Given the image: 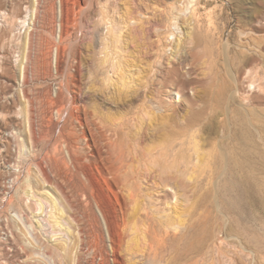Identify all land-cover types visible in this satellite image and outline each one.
Segmentation results:
<instances>
[{"label": "rangeland", "instance_id": "1", "mask_svg": "<svg viewBox=\"0 0 264 264\" xmlns=\"http://www.w3.org/2000/svg\"><path fill=\"white\" fill-rule=\"evenodd\" d=\"M99 127L125 141L141 127V148L178 157L174 180L146 175L119 212L116 250L67 180L66 141L90 154ZM147 194L179 226L156 258ZM156 259L264 264V0H0V264Z\"/></svg>", "mask_w": 264, "mask_h": 264}, {"label": "bare ground", "instance_id": "2", "mask_svg": "<svg viewBox=\"0 0 264 264\" xmlns=\"http://www.w3.org/2000/svg\"><path fill=\"white\" fill-rule=\"evenodd\" d=\"M45 27H47V26H45ZM66 34H67L66 31L63 32L61 30V33H60L61 37L65 36ZM40 35H42V34H40ZM27 45H30V44L27 43ZM57 54H58V57H57L58 67H60L61 70H63L65 67L67 69V66H66L67 64H64L61 57H60L62 52L58 51ZM163 84H165V83H163ZM160 89L162 90V87ZM160 89H159V91H161ZM146 91L148 92V90H146ZM141 98H144V96L140 97V99ZM144 100H146V99L144 98ZM52 103H54V102H52ZM75 106H77V105H75ZM66 108H67V106H66ZM73 108H76V107H72V109ZM72 109H71V111H72ZM154 109L159 110L160 109L159 105L155 104ZM78 110H79V108H78ZM62 113L63 112H60L59 115L61 116ZM51 115H52V113H51ZM68 117H69V115H68ZM173 117H174V113H173ZM74 118L76 119L75 116H74ZM65 119H66V117H65ZM65 119H63V120H65ZM170 119L171 118H169V120ZM77 121H78V119H77ZM91 123H93V122H91ZM96 124H97V122H96ZM149 125L152 126V124H149ZM99 126H101V125H99ZM140 126H141V124H140ZM151 126H150V128H151ZM89 127H87V128H89ZM103 127H104V125H103ZM103 127H102V129H103ZM147 127H148V125H147ZM147 127H145V128H147ZM96 128H98V125ZM106 128L108 129L107 126H106ZM93 130H95V129H93ZM97 130L99 131V133L96 131H94V132L98 133V135H95V136L90 135V137H91L90 139L86 138V140H89V143H88L89 148L90 149L92 148V150H93L90 154L85 153L86 155H84V156L79 155L78 154L79 148L77 145H75L74 138H73V141L71 139L66 141V146H67V149L69 151V156H70L69 162L74 168L73 174L69 175L67 180L70 183L69 187L74 189V191L76 190L75 192L78 193V196L80 195L83 197V200H84L83 205L85 207L90 208L94 204L103 213V216H104L105 222H106L105 225H107V229H108L107 232L109 231L110 240L114 244L115 247L114 246L113 247L116 250V249H118V247H119L118 245H119V243H121V240L123 239V236H124L122 234V226H123L122 222L123 221H121L119 212L127 206L129 200L134 201L137 197H139V196L142 197L141 193L144 191L143 187L145 185L146 175L156 173L158 177L164 178V180L166 181L165 183H168V182H171L172 180H174L176 178L175 176L177 173L176 169H177L178 157L175 154L174 148H172L171 144H169L167 146V148L165 149L166 150L165 152L162 151L158 155H153V152H154L153 150H155V149H151V148L148 149L147 147L141 148L140 142L148 140V137H149L148 136L149 133L146 132L147 130L146 131L144 129L142 130L141 127L136 128V130H137L136 132L128 135V137H129L128 141H125L123 139V137H121V139L115 138L119 135V130H117V129L111 130V128H110V130H108V131H110V134H106V132L101 130L100 127ZM133 131H134V129H133ZM151 131H149V132H151ZM121 133H122V131H121ZM171 133L176 135L177 132H175L174 128H172ZM76 141L77 140L75 139V142ZM195 142L196 141H194V143ZM196 143L194 144V155H196L197 159L200 160L199 157H201V153H200L201 149L199 150L200 145L197 146L198 143L197 144ZM165 144H163V145H165ZM162 149H163V147L160 149V151ZM156 151H157V149H156ZM82 152H84V151H82ZM82 154H84V153H82ZM191 155H193V154H191ZM152 156L154 157V159H153L154 163L152 161V163H150V165H148V166L146 164H144V161L146 160V158L149 157V159H150ZM203 156H204V154H203ZM197 163H199V162L197 161ZM167 187H169L168 184H166L164 186V188H167ZM158 193H156V194H158ZM153 194H155V193H153ZM136 201H138V200H136ZM143 201L146 202V204L143 205V207H144L143 212L145 211V218H146V222H147V228L145 225V230H144L145 231L144 234H146L145 235L146 237L145 236L144 237L146 238L145 240H148L150 253L153 254L154 258H156V256H158L160 249L162 250V249L169 246L170 240L172 239V232H176L179 229V226H177V223L175 220H165V221L163 220L164 218L161 215V209L157 206V203H156V202H158V200H154L151 195L147 194L146 199L144 198ZM139 206H141V205H139ZM164 211H165V209H164ZM133 215H134V213H133ZM169 216H170V214L168 215V217ZM87 219H89L90 221L92 220V222L99 223L98 222L99 218L95 212H91V213L87 214ZM124 219H126V217H124ZM124 229H125V227H124ZM124 234H126V232ZM120 246H121V244H120ZM187 248H188L187 251L189 252L195 248V245L194 244L188 245ZM155 263L161 264V262L157 261V259L155 260ZM118 264H121L120 261Z\"/></svg>", "mask_w": 264, "mask_h": 264}]
</instances>
